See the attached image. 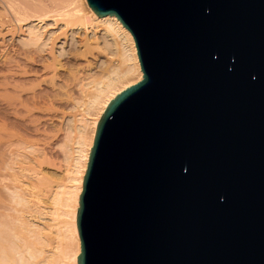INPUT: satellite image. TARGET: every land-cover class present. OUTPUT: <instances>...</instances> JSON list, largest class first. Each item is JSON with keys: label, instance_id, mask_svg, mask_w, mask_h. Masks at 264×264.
Returning <instances> with one entry per match:
<instances>
[{"label": "water", "instance_id": "water-1", "mask_svg": "<svg viewBox=\"0 0 264 264\" xmlns=\"http://www.w3.org/2000/svg\"><path fill=\"white\" fill-rule=\"evenodd\" d=\"M143 78L102 114L78 264H264V0H87Z\"/></svg>", "mask_w": 264, "mask_h": 264}, {"label": "bare ground", "instance_id": "bare-ground-1", "mask_svg": "<svg viewBox=\"0 0 264 264\" xmlns=\"http://www.w3.org/2000/svg\"><path fill=\"white\" fill-rule=\"evenodd\" d=\"M6 35L12 45L5 55L0 54V59H3L0 61L4 62L5 67L2 69L5 73L0 72L4 78L0 84V101L9 109L17 104L27 106L29 99L26 101L23 94L18 95L25 89L56 92L58 84L48 79L54 78L61 69L65 70L69 62L57 57L58 50L67 54L75 64L85 57V66L92 72L88 75L87 71L89 81L84 82L85 88L81 87L84 92L81 102L83 109L77 118L73 174L69 177L73 183L69 181L71 185L63 190L50 186L52 190L48 188L44 193L19 182L15 188H10L13 190L10 195L18 203H23L31 214L39 212L42 217L34 213L36 217L26 218L21 214L24 212L22 210L15 215L0 197V264H78L81 239L76 215L98 122L117 94L143 78L135 39L115 14L100 16L87 0H0V38ZM16 36L26 47L13 48ZM111 46H114L115 52H109V55L101 52ZM111 53L117 56L113 58ZM6 109L0 108V121L8 118ZM0 137L2 139L1 134ZM36 181L42 182L40 174H36ZM47 214L51 215L50 221L57 219V216L68 219L61 225L56 223L50 226V222L45 221L48 220L45 219ZM9 216L14 218L11 221L13 226L5 221ZM52 234L58 238L57 241H52ZM41 239L51 248L38 249L36 243Z\"/></svg>", "mask_w": 264, "mask_h": 264}, {"label": "rangeland", "instance_id": "rangeland-1", "mask_svg": "<svg viewBox=\"0 0 264 264\" xmlns=\"http://www.w3.org/2000/svg\"><path fill=\"white\" fill-rule=\"evenodd\" d=\"M20 40L21 38L18 36L15 37V41L13 42L14 49L26 47V45L23 44L24 42ZM9 41L8 35L4 38H0V54H6L7 49H9L8 47L12 45ZM108 49L100 51L108 55L110 54L109 52H115L114 46ZM61 54L62 53L58 50L57 57L62 61L64 60V62H69L65 70L61 69L59 74L54 78L48 79L58 84L55 93L52 90L38 91L39 89L36 91L33 89L18 91L19 93L16 92V94H23L22 96L25 97L26 101L29 99V102H27V106H25L26 104H17L16 106L13 105L15 108L10 107L11 109L0 101V108H7L5 111H7L8 117L6 118V120L8 119L7 121H0V123L3 122V124L1 123L2 125H0V134L2 136V139L0 137V192L3 191L0 197L2 196V202L5 201V204L10 207V211L14 212L13 214L19 215V211L22 210L24 212L21 214L26 218H31L35 212L31 214L30 210L23 206V203H18V200L16 198L15 200L12 194L10 195V193H13L12 189L15 188L14 186L18 182L23 183L25 186L28 185L27 187L39 191L40 193H44L50 186L52 188L54 187L55 190H63L64 187L73 183L69 177L73 174L71 170L73 168L72 164L74 163V147H76L75 141L78 137L76 128V124L78 123L77 118L78 114L81 113L83 109L81 102L84 100V92L81 87H86L85 83L89 81L87 77L91 70L88 69L89 67L85 66L87 65L83 61L85 57L84 59L82 58L83 63L79 61L80 63L77 62L76 65L73 59L70 61V57H68L67 54ZM111 55L113 58L117 56L112 53ZM88 59L92 58L89 57ZM0 60L3 61L2 58ZM2 61H0L2 63H0V70L5 69L3 65L4 62ZM81 65H84V67ZM3 70L0 72L5 73ZM87 71L88 75H86ZM2 75L0 76V84L4 80ZM83 83L84 85H82ZM22 96L20 95L19 97ZM16 98L18 97L16 96ZM13 108L15 111H13ZM17 108H19V110ZM1 130L4 131L2 132ZM36 174H40L42 182L38 183L36 181ZM69 181L72 183L70 184ZM60 185L62 186L58 187ZM11 187L12 189H10ZM49 190L52 189L49 188ZM38 213L39 212H36L35 215L37 214L40 216L41 214ZM36 216H33V218ZM50 216V214H47V218H45L48 219L45 220L47 221L46 223H48V221L50 222L48 223L51 224L50 226L56 223H60L61 225V223L66 222L68 219L65 216H54L57 219H51V222L49 220ZM13 219L14 218L9 216L5 221H9V224L13 226L11 222L14 221ZM43 220L44 219H42V221ZM57 240L58 238L52 234V241ZM16 241L20 243L19 240ZM6 244H9V242ZM36 246L38 249H43V247L46 249L51 248L44 239L39 240ZM41 258L43 257H39V259Z\"/></svg>", "mask_w": 264, "mask_h": 264}]
</instances>
